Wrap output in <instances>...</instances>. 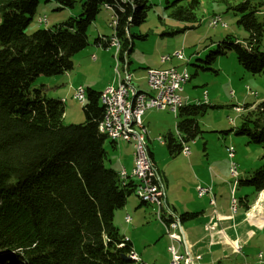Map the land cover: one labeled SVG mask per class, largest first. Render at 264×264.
Instances as JSON below:
<instances>
[{"label": "trees", "instance_id": "trees-1", "mask_svg": "<svg viewBox=\"0 0 264 264\" xmlns=\"http://www.w3.org/2000/svg\"><path fill=\"white\" fill-rule=\"evenodd\" d=\"M53 1L71 8L76 0ZM104 5L111 7L116 20L118 58L128 63L132 39L142 38L129 29L146 20L151 9L148 0H82L76 18L31 35L25 29L38 0H0V264H132L124 259L131 243H123L125 237L118 234L113 218L128 197L135 196V184L104 165L107 138L98 132L104 112L99 93L87 88L84 122L66 126L64 102L46 97L42 87L33 86L40 76L72 71V58L88 46L87 30ZM198 6L197 0H186L184 5L167 2L169 18L183 27L166 34L193 29L199 22ZM227 9L239 16L237 25L248 38L239 42L227 35L194 67L215 73L216 59L233 52L244 71L264 76V52L259 50L264 0H245ZM100 39H95L96 45ZM206 109L205 103H190L177 110V137L163 136L169 155L180 154L182 146L201 133L196 118ZM234 133L262 150L260 167L237 181L250 187L253 195L259 194L264 190V101L243 117ZM109 145L115 148L116 142ZM142 204L147 205L139 200ZM193 216L184 213L178 219L182 224Z\"/></svg>", "mask_w": 264, "mask_h": 264}, {"label": "rangeland", "instance_id": "rangeland-1", "mask_svg": "<svg viewBox=\"0 0 264 264\" xmlns=\"http://www.w3.org/2000/svg\"><path fill=\"white\" fill-rule=\"evenodd\" d=\"M80 1L82 0H76L70 8L62 7L53 0H38L36 12L26 27L25 34L31 35L36 30L51 29L69 18H76L81 13ZM197 1L199 6L196 15L199 22L184 34H166L170 29L183 27L182 23L169 18L170 10L166 6L167 2L184 5L186 0H148L151 9L146 20L129 29L131 35L142 37L132 39V50L126 59L134 88L146 94L151 93L147 86V69H185L191 78L183 86L180 96L185 101L189 99L196 103H205L207 108L202 116L196 118L201 133L185 144L190 150L188 157L181 154L169 155L163 144V136L168 133L177 137L175 125L179 120L169 109H151L144 113L142 123L146 128L145 143L154 156L167 204L170 209H174L172 214L179 217L184 213L199 212L198 216L195 215L182 223L185 232L190 235L192 233L197 238L206 234L204 224L210 221L213 226L216 225L211 216L209 199L197 197L196 185L211 187L215 209L224 219L222 224L235 227L234 231L228 230L226 234L231 242H236L235 247L241 248L240 252L234 250L231 243L224 244L216 237L210 245L203 241L192 249L193 256L202 258L194 264H259L256 256L264 250V224L259 228L242 220L245 213L254 207H257L256 216L264 217V202H259L260 193L253 195L250 187L237 185L234 192L237 210L231 214L229 186L234 180L229 172L230 159L227 149L232 148L234 151L232 162L237 166L238 181L245 179L262 164L261 148L248 143L245 136L236 135L234 130L240 128L243 117L249 111L264 101V76L244 71L238 65L233 52L216 59L213 65L215 73L194 67L199 65L197 60H204L208 53L213 51L215 44L223 41L227 35L233 36L239 42L248 38V33L237 25L239 16L227 9L228 6L245 0ZM44 15L46 23L39 24L38 18ZM215 17H219L225 27H221L220 23L216 27H210L209 22ZM111 21L112 13L102 8L87 30L88 46L72 58L73 69L67 73L68 78L62 77L63 75L40 76L33 84L34 87H42L46 97L62 99L63 124L66 126L84 122V103H78L72 98V89L81 86L84 90L90 88L100 93L105 87L114 84L116 51L111 46L104 49L95 44V39L99 37H111L114 32L109 27ZM100 45L102 46L101 43ZM259 50L264 52V35ZM176 52H181L184 60L172 58L170 62L160 63L161 58L171 57ZM91 56L96 60L92 61ZM61 80L64 85L54 89V82ZM248 92L256 95L248 96ZM109 142L107 139L105 167L115 172L125 167L129 172L132 166L131 145L117 141L115 148H112ZM245 196H248L247 200L240 203ZM138 204L139 200L134 195L128 197L124 208L114 212L113 225L118 229L120 236L131 242L132 250L142 257L145 264H170V242L164 226L156 217L157 210L153 205L142 204L138 207ZM126 214L131 220L128 224L124 222ZM190 235L187 237L188 245L194 241V237Z\"/></svg>", "mask_w": 264, "mask_h": 264}, {"label": "built area", "instance_id": "built-area-1", "mask_svg": "<svg viewBox=\"0 0 264 264\" xmlns=\"http://www.w3.org/2000/svg\"><path fill=\"white\" fill-rule=\"evenodd\" d=\"M105 10L111 12L109 5H105ZM46 23V16H45ZM220 23L221 27L225 25L221 22L219 17L212 19V26L216 27ZM116 26L115 17L112 16V21L109 27L114 30ZM113 39H117L115 33L109 37L108 46L113 47ZM172 58L179 61L184 60L181 52L174 53L171 57H163L160 59L161 64L170 62ZM92 59V58H91ZM116 67H121L123 73V85H109L104 88L101 93V101L103 106L104 127L108 133H114V136L123 138L124 142L131 145V159L132 170L138 175L139 183L141 185V199H153V206L157 210L156 217L165 231L168 233V240L170 246L168 252L171 256L170 264H194V262L201 261V256H193L190 247L187 245L182 224L175 216H171L168 210L165 209V196L160 177L157 174L155 164L150 159L146 144L141 143V136H138V129H145L142 124V116L148 110H164L176 108L180 101H183L180 93L183 91L185 69L177 70L175 68L147 70L146 80L149 88V94L141 92L140 101H132V92L137 90L132 85V74L129 71L128 65L123 62H116ZM249 95L255 96L253 92ZM206 95V94H205ZM86 101V94L81 86H78V103L83 104ZM128 103L137 104V115H130L128 113ZM117 112L126 113V122H128V129H120L117 120ZM181 155L188 157L190 154L189 148L186 145L182 146ZM228 158L230 159L229 172L231 177L238 172L237 166L232 162L234 151L232 148L227 149ZM124 172V168L120 170ZM230 187V186H229ZM196 195L199 199H209V205L212 207V215L215 216L214 210V195L211 187H196ZM229 206L232 207V204ZM246 215V214H245ZM220 222L221 220H217ZM126 221V217L124 218ZM212 226L207 224L204 231L208 234V241H211ZM210 245V244H209ZM119 247H122L119 245ZM234 250L241 251L239 246H234ZM128 258L132 264H145L141 262L140 255L128 254ZM256 259L259 264H264V250L260 251Z\"/></svg>", "mask_w": 264, "mask_h": 264}, {"label": "bare ground", "instance_id": "bare-ground-1", "mask_svg": "<svg viewBox=\"0 0 264 264\" xmlns=\"http://www.w3.org/2000/svg\"><path fill=\"white\" fill-rule=\"evenodd\" d=\"M105 9V5L103 7ZM45 15L43 17H39L38 18V23L39 24H43L45 23ZM209 26H212V20L211 22H209ZM100 43L101 44H106L108 46L109 43V38H104L102 37L100 39ZM113 48L115 49V62H122L121 60H119L118 55H119V51H120V43L118 41V39H113ZM92 60L95 61L96 59L94 58V56H91ZM123 63H125V65H128V63L126 61H123ZM114 73H115V81L114 84L115 85H123V73H121V67H116L114 69ZM185 75H184V85L189 81V74L186 72L185 70ZM85 92V90H84ZM206 93H203V99H206ZM255 95V94H254ZM73 98L77 101L78 100V86H76V88L74 89V94H73ZM141 99V91L138 90H134V92H132V101H140ZM99 102L102 105V101H101V93H99ZM183 105H185V103L183 101H180L176 108H172L171 112L175 115L177 110L179 108H181ZM128 113L130 115H137V104L136 103H128ZM117 120H118V125L120 129H128V122H126V113L125 112H117ZM98 132L102 135H104L107 139H109L110 141H124L123 138H119L118 136H114V133H108L106 127H104V121L101 120V122L98 125ZM145 135H146V130L145 129H138V136H141V143L142 144H146L145 143ZM118 176L120 179L122 180H126V179H130L134 182L135 187H134V193L135 196L143 203L145 204H149V205H153V199H141V185L139 183V177L138 175L131 169L129 173H127L125 170L124 172L119 171L118 172ZM238 177L239 174L238 172H235V176L232 177L233 178V184L230 185V194H231V199H230V204H232V207L229 206V209L231 211V214L233 215L234 213H236L237 210V201L234 198V192H235V188L237 186V181H238ZM259 202H264V190L263 192H260V196H259ZM257 207H254V209H252L251 211H248L245 217V220L250 222L253 225L259 226L261 227L262 224H264V217H258V215L256 216V210ZM214 210H215V217L217 220H221L220 215L217 213L216 209H215V201H214ZM259 214V213H258ZM178 219V218H177ZM126 221L129 223L130 222V218L128 216H126ZM212 231H213V227L211 229V235H212ZM165 234L168 238V233L165 231ZM212 238V237H211ZM128 239L124 238L123 239V243H127ZM121 246H123V244H120ZM238 252H240L239 250H236ZM132 253V255H139L136 252H134L133 250L130 251ZM141 257V256H140ZM141 262H143L142 257H141ZM144 263V262H143Z\"/></svg>", "mask_w": 264, "mask_h": 264}, {"label": "crops", "instance_id": "crops-1", "mask_svg": "<svg viewBox=\"0 0 264 264\" xmlns=\"http://www.w3.org/2000/svg\"><path fill=\"white\" fill-rule=\"evenodd\" d=\"M97 46H99V47H102L101 45H97ZM93 61V60H92ZM171 61V60H170ZM177 68V67H176ZM62 77H69L68 76V74H65V75H63ZM188 83V82H187ZM64 85V83L62 82V80L61 81H56V82H54V85H53V87H54V89H57L58 88V86H63ZM138 90V89H137ZM139 91V90H138ZM183 92V91H182ZM62 100V99H61ZM183 102L185 103V104H190V103H192V102H194L193 100L191 101V100H189V99H187L186 101L183 99ZM194 103H196V102H194ZM197 103H200V102H198L197 101ZM152 160H153V163H154V156H153V154H152ZM155 164V163H154ZM122 168H124V170L125 171H127L126 170V168L125 167H121V169ZM121 169H119L118 171H116V172H119ZM197 186H199V185H196V187ZM196 187H195V189H196ZM166 197V196H165ZM165 204H166V207H165V209L166 210H168V212H169V214L171 215V216H174L172 213H174V209H170L169 208V206H168V204H167V200H166V198H165ZM140 205L138 204V207H139ZM192 213V212H191ZM192 214H194V216L193 217H195V215L196 216H198L199 215V212H193ZM204 214V213H203ZM127 216V214L124 216V218ZM212 217H213V220L216 222V225L215 226H213L212 225V222H210L209 221V223H206V224H204V226L203 227H205L207 224H209V225H211L212 227H213V231H212V235H211V241L209 242L208 241V238H207V236H208V234L206 233V234H204L203 236H201V237H194V235H192V233H191V235L189 234V233H187V232H185V228L182 226V228H183V232H184V236H185V239H186V242H188L187 241V237L190 235V236H193L194 237V241H193V243L191 244V245H188V243H187V245L190 247V249H191V251H192V249L195 247V246H197V245H200L203 241H207L208 242V244H211L212 242H213V239H215L216 237H217V239H219V241L220 242H223L224 244H227V243H231V246L233 247L234 246V244H236V242L235 241H233V242H231L230 240V237L226 234V232L228 231V230H231V231H234L235 230V227H234V225H231V226H225L224 224H222L223 223V221H224V219H222V217H221V221L220 222H218L217 221V219H216V217L215 216H213V215H211ZM129 217V216H128ZM245 217H246V215H245ZM177 218H179V217H177ZM131 221V220H130ZM242 221H245V222H247V223H249L250 225H253V224H251L250 222H248V221H246L245 220V218H243V220ZM126 223V222H125ZM128 224V223H127ZM262 226H263V224H262ZM261 226V227H262ZM257 227H259V226H257ZM260 228V227H259ZM129 241V240H128ZM130 242V241H129ZM131 243V242H130ZM214 261H216V259L214 260ZM214 261H212V263L214 262ZM218 264H219V262H217Z\"/></svg>", "mask_w": 264, "mask_h": 264}, {"label": "water", "instance_id": "water-1", "mask_svg": "<svg viewBox=\"0 0 264 264\" xmlns=\"http://www.w3.org/2000/svg\"><path fill=\"white\" fill-rule=\"evenodd\" d=\"M124 259H125L126 261H130V259L128 258V256H127V257H124Z\"/></svg>", "mask_w": 264, "mask_h": 264}]
</instances>
